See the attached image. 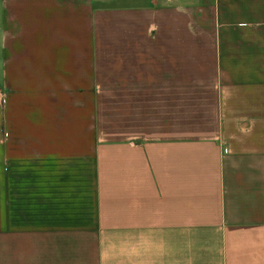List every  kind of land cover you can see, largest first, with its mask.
I'll list each match as a JSON object with an SVG mask.
<instances>
[{
    "label": "crops",
    "instance_id": "crops-1",
    "mask_svg": "<svg viewBox=\"0 0 264 264\" xmlns=\"http://www.w3.org/2000/svg\"><path fill=\"white\" fill-rule=\"evenodd\" d=\"M0 264H264V0H0Z\"/></svg>",
    "mask_w": 264,
    "mask_h": 264
},
{
    "label": "built area",
    "instance_id": "built-area-1",
    "mask_svg": "<svg viewBox=\"0 0 264 264\" xmlns=\"http://www.w3.org/2000/svg\"><path fill=\"white\" fill-rule=\"evenodd\" d=\"M3 136L6 137V134H4Z\"/></svg>",
    "mask_w": 264,
    "mask_h": 264
}]
</instances>
